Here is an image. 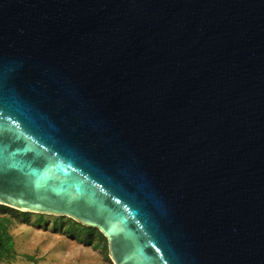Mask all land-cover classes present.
I'll return each instance as SVG.
<instances>
[{
	"label": "water",
	"instance_id": "obj_1",
	"mask_svg": "<svg viewBox=\"0 0 264 264\" xmlns=\"http://www.w3.org/2000/svg\"><path fill=\"white\" fill-rule=\"evenodd\" d=\"M0 205L264 264V0H0Z\"/></svg>",
	"mask_w": 264,
	"mask_h": 264
},
{
	"label": "rangeland",
	"instance_id": "obj_2",
	"mask_svg": "<svg viewBox=\"0 0 264 264\" xmlns=\"http://www.w3.org/2000/svg\"><path fill=\"white\" fill-rule=\"evenodd\" d=\"M22 213V212H21ZM29 213V224H24L21 215L1 214L0 224L7 220L6 231L13 241V257L0 264H112L107 246L86 247L66 235L54 231L55 220L61 217ZM63 222L68 218L63 217ZM24 256H28L30 261Z\"/></svg>",
	"mask_w": 264,
	"mask_h": 264
},
{
	"label": "trees",
	"instance_id": "obj_3",
	"mask_svg": "<svg viewBox=\"0 0 264 264\" xmlns=\"http://www.w3.org/2000/svg\"><path fill=\"white\" fill-rule=\"evenodd\" d=\"M0 213L1 214H15L21 215L24 219V224H29L28 215L29 213H21L14 209L1 206L0 205ZM64 218L61 217L59 220L54 221V231L66 235L68 238L75 240L78 244H81L86 247H105L107 246L106 239L102 236V234L93 228L83 227L80 224L68 219L63 222ZM4 223L0 224V261L13 257V241L12 238L8 235L6 231V226L8 221L4 220ZM39 225L43 222V218L39 215ZM26 260L30 261L28 256H24Z\"/></svg>",
	"mask_w": 264,
	"mask_h": 264
}]
</instances>
